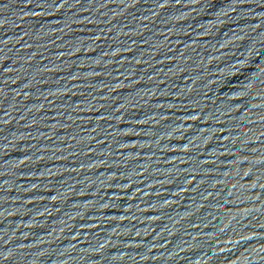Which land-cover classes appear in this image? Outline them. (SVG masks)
Wrapping results in <instances>:
<instances>
[{
  "label": "water",
  "instance_id": "water-1",
  "mask_svg": "<svg viewBox=\"0 0 264 264\" xmlns=\"http://www.w3.org/2000/svg\"><path fill=\"white\" fill-rule=\"evenodd\" d=\"M0 264H264V0H0Z\"/></svg>",
  "mask_w": 264,
  "mask_h": 264
}]
</instances>
